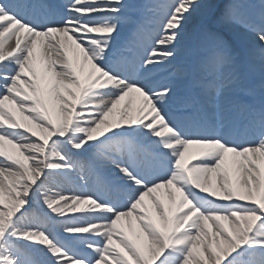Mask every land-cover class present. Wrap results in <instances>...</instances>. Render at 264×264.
Here are the masks:
<instances>
[{"label":"bare ground","instance_id":"bare-ground-1","mask_svg":"<svg viewBox=\"0 0 264 264\" xmlns=\"http://www.w3.org/2000/svg\"><path fill=\"white\" fill-rule=\"evenodd\" d=\"M8 1L26 11L27 5L39 10L41 3ZM131 2L130 22L117 25L124 33L119 37L89 28L95 20L115 13L111 6L117 0H76L70 8H60L66 15L61 18L63 25L46 30L25 25L27 18L21 12H16L18 17L8 13L0 0V71L5 65L14 71L11 76L0 73L1 82L7 78L14 81L9 88L0 84V92H6L0 104V139L11 144L9 138L19 136L9 152L0 148V243L6 236L24 243L20 248L0 245V264H80L74 261L76 253L71 252L78 239L71 237L70 244L65 238L74 231H67L64 219L74 222L95 213L99 216L105 209L94 208L87 198L71 190V184L56 177L45 195L31 191L43 168L60 167L65 160L51 151L45 166L40 167L36 154L44 142L56 136L63 137L73 150L81 148L83 152L109 135L132 129L133 141L123 138L118 145L120 160L114 180L129 182L132 188L129 193L134 198L124 200V212L117 215L126 221L127 228L97 224L99 233L91 240L101 246L92 247L89 253L105 263L96 264H170L168 258L175 260L174 264H226L225 260L227 264H264L259 258L264 256V137L255 148L237 150L236 146L186 140L177 131L189 136L210 135V128L188 121L206 109L222 117L231 111L246 119V128H241L219 118L218 136L225 141L253 130L255 120L264 121V102L259 99L264 97L262 55L242 44L217 50L215 43L196 33L203 18L190 19L191 14L184 9L174 10L165 23L170 0L159 5L150 0L145 5L142 0ZM261 7L264 0L245 7L247 14L242 18L247 26L264 18ZM149 8L153 9L151 14L160 13L155 21H148L141 13ZM113 19L109 17L106 24L115 27ZM225 23L227 27L230 24L228 19ZM151 34L161 39L160 55H156L170 59L162 60L160 72L153 76L149 75L155 64L144 76L129 75L126 68L138 62H128L126 56L136 47L142 48ZM178 36L190 38V45L172 54L178 45L172 40ZM240 48L244 54L239 53ZM195 50L200 56L194 59ZM109 55L111 63L113 57H125L116 61L113 72L106 66ZM242 62L253 76L250 84L241 72ZM218 68L222 69L219 82H232L234 93L256 91L249 104L230 93L211 100L213 87L194 75L209 70L214 73ZM166 76L175 77L176 82L160 99L149 98L145 90ZM187 95L197 98L196 109L189 117L178 118L177 113L190 103ZM178 119L175 125L173 121ZM19 128L29 131L31 137L15 135ZM34 138L43 140L41 145L31 140ZM141 143L151 148L153 156L139 153ZM78 171L79 183L90 185L92 177H97L96 171L86 166ZM87 184L79 191L90 192ZM32 203L57 217L54 226L63 238L59 239L62 250L49 239L51 227L37 220L24 224L18 219Z\"/></svg>","mask_w":264,"mask_h":264},{"label":"rangeland","instance_id":"rangeland-1","mask_svg":"<svg viewBox=\"0 0 264 264\" xmlns=\"http://www.w3.org/2000/svg\"><path fill=\"white\" fill-rule=\"evenodd\" d=\"M134 1H137V3L139 2V0H134ZM150 1L155 3L156 5H159V3H162L163 0H150ZM256 2L257 0H170L169 9L166 12L168 15L165 17L166 19L164 21L165 23H168L170 21V17L173 15L174 10L177 11V9H179L180 11V9H184L189 14H191L190 19L196 21L197 16L203 18V20L198 23L196 33L202 36V38L215 43L217 50L224 51L225 49L232 48L233 46L244 44L245 48L247 46L249 48H253L257 50L264 59V18L257 20L255 23H252L251 24L252 26H247L246 22L242 18L247 14L245 7H247L249 3L256 4ZM200 3H203L202 5H206L209 8L206 9ZM141 4L142 5L147 4V0H142ZM243 4H245L246 6H243ZM132 5L133 3L131 2V0H117V3L114 6H111V8H114L117 11L115 13L108 14L107 17H105L104 19L101 18L95 20L89 25L90 26L89 28L93 29L94 31L97 29H101L104 33L109 34L110 36L112 34L119 37L124 35L123 30L119 29L117 25L119 24L127 25L128 23L127 21L129 20L130 13L132 12L131 9H133ZM239 5L242 6L238 8ZM135 6H138V10L141 9L140 4H137ZM163 7H168V5ZM96 8H103V7L102 5H97ZM261 9L264 8L261 7ZM135 10L136 9H134V11ZM151 11H153V9L149 8V9H144V12L142 11L141 13L144 14V17L146 16V19L148 21H155L157 18L160 17L159 12L154 11V13L151 14ZM124 13L125 15L128 16L124 17ZM143 14L140 16H143ZM109 17L114 18L113 21L115 23L114 25H116L115 27L106 24V21L107 19H109ZM225 19H228L230 23L228 24V27L226 23L224 24ZM157 24L154 23V26H156ZM162 26L164 27V25H161L160 27ZM132 29L135 30V28ZM127 35H129V32L126 33V37H129ZM242 38H245L247 41L243 40ZM160 41H161L160 38L151 34V37L148 38L147 41H145L142 48L141 46H139V48L136 47L137 50H134L132 52V56H134L133 60L139 61L138 64L135 66L136 74L138 73L139 75L143 76L145 74L144 70L145 68H147L146 70L147 72L153 69L149 75V76H153L158 72H160L162 67L160 62L164 59L166 60L170 59L168 56L156 55L160 53V49L158 47ZM172 41L174 43L175 42L178 43L174 51H172V54L176 53L177 50H181L184 47L190 45L189 43L190 38L186 39L183 37L180 38L178 36L175 37L174 40ZM251 41H253L255 44H253ZM197 45L198 42L196 40L194 42V46L196 47ZM198 51L200 53L203 52L200 50ZM240 51L243 52L242 49H240ZM240 51L239 53H241ZM198 56L200 55L195 50L194 59ZM149 59L150 61H148ZM108 61H110V59H108ZM151 64H155V66L151 68L152 67ZM238 64L239 62H237V65ZM231 65H233L232 61L229 62V66ZM222 66L223 68H225L224 65ZM225 66H227V64H225ZM213 70L215 71L214 73L211 70H209V72L203 71L204 76H202L203 72H197L195 74V77H197L201 81L208 82L213 87L212 89L214 91L211 93V95L213 96L211 100H217L216 98H219L220 95L226 93L235 95L236 93H234L233 91V86L229 85V87L225 88L224 86L225 85L227 86L228 84L219 83L218 75L220 73V70L222 69L218 68L219 71H216L217 69H213ZM239 71H240V65H239ZM0 73H2L4 76H8V75L11 76L14 74V71L11 68V66L6 65L5 68L2 71H0ZM175 82H176L175 77L166 76L163 78V81L161 80V83L158 82L155 83L153 87H148L145 90L146 92L145 94L149 95V98L160 99L161 97H163L164 93L166 92V88H169L171 83H175ZM0 84L9 88L12 87L14 81H12L10 78H7L5 81L4 80H2V82L0 81ZM133 86L137 87L136 84H133ZM5 97H6V92L1 91L0 104L2 99ZM193 100L197 101V99L194 98ZM261 100L264 102V97H262ZM207 114L210 116L211 120L216 121L217 117L215 116L214 113L210 111ZM16 130L19 131H17V134L15 135H25V136L30 135L31 137V133L29 131L26 130L24 131L21 130L20 128ZM132 130L119 131L117 133L109 135L104 140H101L91 145V147H89L86 151L83 152L81 151V148H78V150H73L71 147H68L65 144L63 137L60 138L59 136H56L53 140L50 139L44 142V147L42 151L39 150L40 152L36 154L38 155L37 164L40 167H42L43 165L45 166L48 160L47 155L48 153H51V151L55 152V154L60 155L65 160L60 164V167L43 168V174L38 178V181L32 186L31 191H35L40 195L43 194L45 195L46 192L50 191V187L54 182V177H56L58 179H64L66 182L71 184L70 185L71 190L73 191L76 190L80 198H87L89 204L92 205L94 208L101 207V209H105L104 211H100L102 214L99 216H97L95 213V215L91 214L90 216L81 217L79 220H76L74 222H68V220H73V219H67V218L64 219L67 220L64 221L65 222L64 226L66 227L67 231H74V233L70 232L69 235H66V237L65 236L64 237L67 238V240H71V243L69 241L70 244L73 243L71 237H76V239H78L75 242V244L71 245L72 250H74L71 252L76 253L74 255L75 257L74 261H78V263L80 264L81 263L96 264L98 261L105 263V261H103L102 258H98L97 256H91V254L89 253L92 247L101 246V243L91 240L93 238V235L99 233L98 231L99 227H97V224L100 225L105 224L107 228L111 227L110 224L120 225L122 227L127 228L125 226L126 221L117 219V215L121 212H124V208H123L124 200L131 201L134 198L129 193V191L132 188L130 187L129 182L124 181L118 183L115 182L114 180L116 178L115 167L117 166V161L120 160V154L117 149L118 145L121 143V140L123 138L133 141L134 138H132V135H134L135 133ZM69 134L70 133H68V135ZM18 138L19 136L15 139H12V137H10L9 139L12 141L11 144H8L0 139V148L2 150L9 152L10 150H12V147H14V145L17 143ZM31 140L33 142H36L37 144L39 143L40 145L43 142V140H41L40 138H34ZM247 145L252 147L254 143L249 142L247 143ZM139 146L142 148L139 149V153L141 155L153 156L151 154L152 153L151 148H149L148 146L143 147L144 146L143 143H141ZM16 148L17 147H15V149ZM95 157L102 158V161L97 162ZM85 166L87 167V169H92L96 171L95 175L100 180L102 179L101 181L103 182V184L99 183L100 182L99 179L95 176L92 177L93 178L92 183L94 184V187L92 183H90V185L85 182L79 183L76 180V177L80 175L78 170L80 167H85ZM86 184L90 192L84 193L79 191L82 188H84ZM227 209L231 210L233 209V207H229ZM18 219L24 224L27 223L28 221L32 222L37 220L39 222H43L46 226L51 227L52 234L49 237V239L57 248L62 250L60 246V240L63 238L59 236V232L55 230L56 228L54 226V221L57 219V217H55L54 215H50L41 207H38L32 203L29 204V206H27L24 209V211L19 215ZM2 244H6L9 247H15V248H20L21 246H24V243L19 241L16 237H10V236L4 237L0 245ZM262 248L264 250V246H262ZM259 258H262L264 260V256L262 254L259 255ZM168 262H170V264H174L175 260L171 261L168 258ZM225 262L227 264L229 261L225 260Z\"/></svg>","mask_w":264,"mask_h":264}]
</instances>
